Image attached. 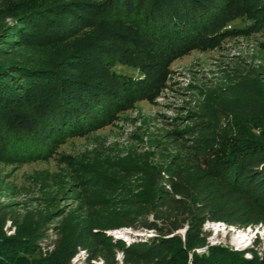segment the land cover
<instances>
[{
	"label": "trees",
	"instance_id": "1",
	"mask_svg": "<svg viewBox=\"0 0 264 264\" xmlns=\"http://www.w3.org/2000/svg\"><path fill=\"white\" fill-rule=\"evenodd\" d=\"M65 4L58 0H0V22L11 21L10 25L0 23V58L18 44L61 40L72 36L79 25L96 26L99 19L127 32L135 30L140 37L106 28L90 45L64 56L69 57L61 68L63 59L48 66L45 62L42 69L0 59V162L14 164L24 155L41 158L63 133L103 121L101 113L117 102L115 95L126 84L143 86L154 69L159 70L155 61L141 68V54L160 61L222 34L252 33L264 25V4L243 13L245 23L230 27L220 24L210 0H100V6L71 5L82 7L78 12ZM106 40L110 44L102 43ZM131 56L138 63L136 74L118 75L106 67L119 61L125 64L123 58ZM95 64L106 67L105 81L113 79L116 86L105 83L92 69ZM236 100L234 109L250 120L252 128L217 132L200 119L194 128L182 131L191 137V143L171 166L121 165L124 178L136 170L141 179L138 190L128 191V195L108 199L98 194L94 198L97 206L119 207L112 219L94 216L71 226L67 222L49 226L40 213L29 216L27 222L28 216L20 219L17 211L1 205L0 264H71L79 251L84 253L80 264L100 259L117 263L115 251L121 252L123 264H264V253L255 246L258 239L242 250L207 246L203 229L207 222L238 228L264 224V92L251 86ZM81 182L107 191L122 184L98 172ZM8 220L14 227L11 235L3 231ZM119 227L151 234L126 243L106 232ZM48 231L54 237L47 242L42 237ZM204 246L205 252L195 251ZM107 250L112 251L110 257Z\"/></svg>",
	"mask_w": 264,
	"mask_h": 264
},
{
	"label": "rangeland",
	"instance_id": "2",
	"mask_svg": "<svg viewBox=\"0 0 264 264\" xmlns=\"http://www.w3.org/2000/svg\"><path fill=\"white\" fill-rule=\"evenodd\" d=\"M58 1H66V8L78 3V6H100V0ZM210 2L215 6L220 24L227 27L245 23L241 21L242 14L253 12L264 4V0ZM72 8L78 12L82 7ZM4 22L11 24L9 18L0 23ZM95 25H79L72 36L61 40L18 44L11 48L13 51L9 55L0 59L2 63L14 61L36 69L63 59L58 66L63 67L69 57L64 56L90 45L100 31L105 33L106 28L128 34L134 39L140 37L139 34L135 35V30L127 32V29L111 24L108 20L99 19ZM107 42L110 44L108 40L102 43ZM138 58L140 62H145L140 64L141 68H147L146 64L155 61L159 70L155 68L153 77L143 86L126 84L115 95L117 102L101 113L103 121L98 120L91 126L63 133L50 144V149L41 158L32 159L30 155H24L14 164L0 162V206L17 211L20 219L28 216L27 222H30L29 216L40 213L45 216L43 219L49 226L65 222L71 226L91 221L94 216L109 220L114 217V209L119 207L97 206L94 198L98 194L108 199L128 195V191L138 190L136 185L141 179V174L136 170L131 172L130 177L124 178L120 172L121 165L139 164L146 168L150 165L171 166L185 153V145L191 143V137L182 131L195 126L200 119L208 121L217 132L233 133L237 128H252L250 120L237 112L234 105L236 99L251 86L264 92V25L252 33L222 34L214 41L209 40L160 61L149 59L143 54ZM45 62L46 66L43 65ZM123 63L114 62L106 67L118 75L136 74V58L124 57ZM106 67L92 65V69L104 81ZM106 81L107 85L116 86L113 79ZM97 172L111 175L122 184L107 191L92 189L81 182L88 174ZM203 229L207 233V246L220 244L242 250L251 247L253 241L258 239L260 243L255 246L264 253V224L238 228L224 222H207ZM3 231L6 235L14 233L9 220L3 225ZM106 232L113 239L126 243L151 234L146 230L136 231L128 227L112 228ZM53 237V232L48 231L42 239L48 242ZM111 254L112 251L107 250L108 257ZM249 256L246 254V257ZM83 257V251H79L71 264L82 263ZM115 259L118 262L113 264H123L120 251H115ZM94 264L107 263L100 259Z\"/></svg>",
	"mask_w": 264,
	"mask_h": 264
},
{
	"label": "bare ground",
	"instance_id": "3",
	"mask_svg": "<svg viewBox=\"0 0 264 264\" xmlns=\"http://www.w3.org/2000/svg\"><path fill=\"white\" fill-rule=\"evenodd\" d=\"M206 251V248H198V249H196V252L197 253H203V252H205ZM250 257V256H249Z\"/></svg>",
	"mask_w": 264,
	"mask_h": 264
},
{
	"label": "built area",
	"instance_id": "4",
	"mask_svg": "<svg viewBox=\"0 0 264 264\" xmlns=\"http://www.w3.org/2000/svg\"><path fill=\"white\" fill-rule=\"evenodd\" d=\"M201 248H206V246H204V247H201Z\"/></svg>",
	"mask_w": 264,
	"mask_h": 264
}]
</instances>
